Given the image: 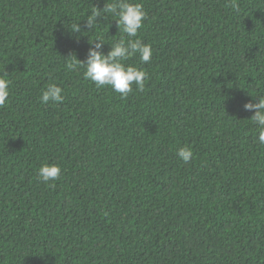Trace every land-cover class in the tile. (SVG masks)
Listing matches in <instances>:
<instances>
[{
  "label": "trees",
  "instance_id": "obj_1",
  "mask_svg": "<svg viewBox=\"0 0 264 264\" xmlns=\"http://www.w3.org/2000/svg\"><path fill=\"white\" fill-rule=\"evenodd\" d=\"M112 2L0 0V264H264V146L243 109L264 95V0H132L152 57L125 61L147 72L126 97L67 68L127 39L111 16L85 26ZM50 83L62 102L40 101Z\"/></svg>",
  "mask_w": 264,
  "mask_h": 264
},
{
  "label": "clouds",
  "instance_id": "obj_2",
  "mask_svg": "<svg viewBox=\"0 0 264 264\" xmlns=\"http://www.w3.org/2000/svg\"><path fill=\"white\" fill-rule=\"evenodd\" d=\"M114 17L119 32L126 34L111 44L110 50L103 51L104 42L96 39L90 43L86 59H76L67 64V68L73 71L83 70V76L93 82L97 88L110 87L114 92L126 97L136 89L142 91L145 87L147 72L143 69L126 64L129 57L138 56L141 63H147L152 57L151 44L142 42L137 37L138 30L143 27L146 12L143 5L132 0H114L112 3H104L102 8L94 6L86 19V28L93 29L98 23V18L107 19ZM72 32H80L81 26L73 24ZM10 81L0 77V106H3L9 97ZM258 102L249 101L243 105V109L254 114L250 117L255 126V135L258 143L264 146V95H258ZM64 99L63 89L54 83L47 85L42 90L40 101L44 104L49 102L59 103ZM176 155L180 160L187 163L193 157L190 147H181ZM61 168L57 164H42L38 169V178L47 183L59 178Z\"/></svg>",
  "mask_w": 264,
  "mask_h": 264
}]
</instances>
